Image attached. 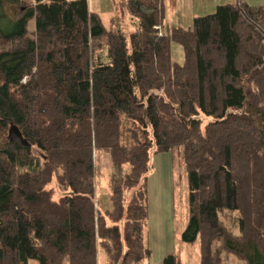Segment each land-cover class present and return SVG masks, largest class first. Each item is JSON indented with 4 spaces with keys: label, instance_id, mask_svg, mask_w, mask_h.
<instances>
[{
    "label": "trees",
    "instance_id": "trees-1",
    "mask_svg": "<svg viewBox=\"0 0 264 264\" xmlns=\"http://www.w3.org/2000/svg\"><path fill=\"white\" fill-rule=\"evenodd\" d=\"M120 3L129 22L107 28L89 0H0V264H142L153 148L185 163L199 264H264V5L222 3L185 28L162 0Z\"/></svg>",
    "mask_w": 264,
    "mask_h": 264
},
{
    "label": "rangeland",
    "instance_id": "rangeland-1",
    "mask_svg": "<svg viewBox=\"0 0 264 264\" xmlns=\"http://www.w3.org/2000/svg\"><path fill=\"white\" fill-rule=\"evenodd\" d=\"M236 0H162L165 22L169 26L192 27L196 16L214 12L219 4L234 2ZM252 5H264V0H243ZM121 0H89L92 11L99 13L104 25L110 28L112 18L118 13L120 20L126 26L129 22L127 9L123 10ZM29 30L35 29V19L28 23ZM171 54L175 62L185 60L183 45L173 39L171 41ZM205 122V121H204ZM254 164L262 165L264 150L258 146L253 147ZM99 175L98 185L109 188L111 167L104 166ZM54 197L59 198L63 190L56 181ZM148 187V244L151 248L150 257L142 264H163L165 255L170 252L177 253L183 263L199 264L201 261L200 245L196 242H186L182 239L189 217V185L187 170L181 155L173 150L152 149L150 152L149 170L147 172ZM258 204L264 207V193ZM259 221V220H258ZM108 222H112L111 218ZM123 224V222H122ZM103 259H100V264ZM29 264H41L39 259L30 258ZM224 264H239L235 256H229Z\"/></svg>",
    "mask_w": 264,
    "mask_h": 264
},
{
    "label": "water",
    "instance_id": "water-1",
    "mask_svg": "<svg viewBox=\"0 0 264 264\" xmlns=\"http://www.w3.org/2000/svg\"><path fill=\"white\" fill-rule=\"evenodd\" d=\"M10 136L16 141L23 140L22 134H21L20 129H19V127L17 125H13L11 127Z\"/></svg>",
    "mask_w": 264,
    "mask_h": 264
}]
</instances>
